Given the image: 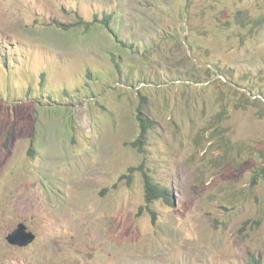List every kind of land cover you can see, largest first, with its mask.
I'll list each match as a JSON object with an SVG mask.
<instances>
[{"label": "rangeland", "instance_id": "1", "mask_svg": "<svg viewBox=\"0 0 264 264\" xmlns=\"http://www.w3.org/2000/svg\"><path fill=\"white\" fill-rule=\"evenodd\" d=\"M258 17L264 0H0V264H264Z\"/></svg>", "mask_w": 264, "mask_h": 264}, {"label": "trees", "instance_id": "2", "mask_svg": "<svg viewBox=\"0 0 264 264\" xmlns=\"http://www.w3.org/2000/svg\"><path fill=\"white\" fill-rule=\"evenodd\" d=\"M264 20V17H258L257 20H255V23L258 24L261 21ZM245 22V21H244ZM249 23V22H248ZM86 25L91 26L93 23L87 24ZM239 25L245 27L244 23H238ZM137 119L140 124V132L138 139L134 142L131 143L132 146H138V148H141L142 142L145 141L147 137V132L148 129L150 128L151 123L144 119L140 112L137 114ZM143 175V181H144V187H145V196H146V201L148 203L152 202L154 199H164L167 203H172V196L167 188L161 187L157 183H155L152 178L146 174L144 171H142ZM251 264H261L258 261H252Z\"/></svg>", "mask_w": 264, "mask_h": 264}, {"label": "water", "instance_id": "3", "mask_svg": "<svg viewBox=\"0 0 264 264\" xmlns=\"http://www.w3.org/2000/svg\"><path fill=\"white\" fill-rule=\"evenodd\" d=\"M36 238L35 233L30 231L26 224L20 222L17 226L6 236V241L11 246L23 248L32 243Z\"/></svg>", "mask_w": 264, "mask_h": 264}]
</instances>
